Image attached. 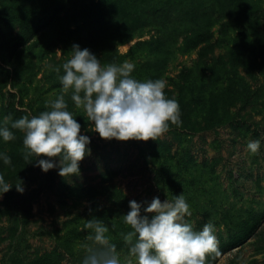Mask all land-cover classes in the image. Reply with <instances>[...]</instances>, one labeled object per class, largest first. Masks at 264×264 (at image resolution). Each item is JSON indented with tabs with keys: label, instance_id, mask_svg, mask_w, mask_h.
<instances>
[{
	"label": "rangeland",
	"instance_id": "rangeland-1",
	"mask_svg": "<svg viewBox=\"0 0 264 264\" xmlns=\"http://www.w3.org/2000/svg\"><path fill=\"white\" fill-rule=\"evenodd\" d=\"M21 3L25 2L0 0V14L3 13L1 9H10ZM251 4L250 12L255 17L259 16L256 31L264 33V0H252ZM225 20L213 19L209 27V40L190 50L181 46V36H178L170 38L167 51L155 56L148 51H128L137 40L153 36V26L137 31L118 45V52L126 56L116 65L132 63L135 66L132 73L135 79H163L166 81L165 90L172 91L173 95L182 91L187 100L200 102L186 109L190 118L188 124H183L182 128H170L158 138L162 145L151 140H102L94 132L93 122L87 119L83 110L75 108L70 95L65 97L67 110L81 125L80 134L90 138L87 146L90 154L80 162L79 175L65 178L59 176L58 167L45 173L36 161L33 172L19 177L11 190L0 196V263L5 257L8 264H21L23 255L33 259L54 248L59 250L56 243L60 240L54 237H63L77 227L79 231H85V237L74 238L70 255L60 249L62 257L59 264H83L87 249L93 243L86 240L93 231H87L91 229L84 228V225L99 207L109 206L107 196L110 190L105 188L107 185L118 188L128 202L134 200L140 204L142 215L143 208L153 198L158 197L163 202L175 197L161 179L162 175L159 178L157 174L158 167L164 161L165 173L177 177V182L181 183L179 187L183 185V191L178 195L185 197L192 213L185 217L186 221L194 231H201L206 223L211 222L218 245L226 240L229 229L238 219L248 218L251 213L264 212V62L260 61L259 53L249 54L245 63L239 64L236 69L237 76L242 79L236 78L235 81L242 84L243 96L235 97L233 102H225L219 97L220 91L235 79L224 55L237 30L233 22ZM223 23L226 24L224 30L221 29ZM7 26H4V30L16 31L15 23ZM2 27L3 24H0V29ZM203 46L206 48L202 49ZM201 49L206 51L202 55L198 53ZM101 52H97L98 59ZM71 56L72 52H63L61 47H56L49 54H41L36 49L22 51L16 72L4 81L0 79L5 83L0 90V117H6L2 108L7 98L8 102L12 98L19 118L26 115L31 118L49 110L47 106L62 89V65ZM253 57H256L255 61ZM160 60H164L163 64L154 69L153 65ZM184 70L187 71V74L183 73L185 77L181 75ZM56 81L59 83L53 85ZM8 93L12 96L9 97ZM198 94L203 98L198 99ZM207 98L213 100L211 110H208L210 103L205 102ZM203 117L208 120L207 125ZM250 140L261 142L256 155L246 151ZM3 142L0 137V145ZM149 144L150 152L156 154L158 160L144 165L138 147ZM53 162L59 164L58 158ZM106 172H111V179L103 182ZM19 180L23 182L22 193L17 192L15 187ZM122 212L126 213L124 209ZM18 218L29 233L43 232L26 238L22 246L11 249L10 241L16 224H20L16 222ZM45 229L50 232H45ZM10 250L15 253L5 256ZM119 253L122 264H126L124 258L127 252ZM214 264H264V217L246 240L222 253Z\"/></svg>",
	"mask_w": 264,
	"mask_h": 264
},
{
	"label": "trees",
	"instance_id": "trees-1",
	"mask_svg": "<svg viewBox=\"0 0 264 264\" xmlns=\"http://www.w3.org/2000/svg\"><path fill=\"white\" fill-rule=\"evenodd\" d=\"M25 3L16 5L13 8L3 10L0 14V79L4 81L11 73L16 72L20 62L22 51L36 49L41 54H49L56 47H61L63 52H72V46L78 45L81 49H89L95 56L98 51H102L99 59L104 65L119 64L125 59V54L118 52V45L127 41L137 31L146 27L153 26L155 34L149 39L137 40L128 51H148L152 55H158L162 51H167L171 44L170 38L181 36V42L185 50L194 49L201 43L207 42L210 38L209 27L215 18H224L225 21L233 22L236 27V34L232 37L229 49L224 57H227L228 65L233 69L231 82L227 84L224 90L220 91L219 97L225 102H233L235 97L243 96L242 84L235 80L242 79L237 76L236 69L239 64L245 63L249 54L257 52L260 55V61L264 62V33L256 31L257 18L250 12L252 0H22ZM9 13V14H6ZM224 21V22H225ZM11 22L16 24V31L12 33L11 29L4 30V26ZM255 22V23H254ZM226 24L221 25L224 30ZM239 27V29H237ZM203 46L202 49H205ZM198 51L200 55L205 53ZM256 57H253L255 61ZM69 59H67L68 61ZM164 60L155 62L153 68L163 64ZM264 64V63H263ZM152 69V68H151ZM187 74V71H181ZM180 75V76H181ZM183 77H185L183 75ZM4 78V79H3ZM0 80V90L5 84ZM238 80L239 82H241ZM59 81L54 82L58 84ZM187 94V93H186ZM9 97L12 96L8 93ZM165 95L169 99H175L180 105L181 126L170 125V128H182L183 124H188L190 118L187 108L190 105L200 104L186 99L182 91L176 95L172 91L165 90ZM198 99L203 98L200 94L196 95ZM2 108L5 116L11 115L12 121L19 119V111L13 106V100L8 102ZM247 100V99H246ZM211 110L213 100L207 98ZM213 110V109H212ZM210 111H208L209 113ZM207 125L208 121L203 117ZM1 127L5 126L3 117H0ZM10 123L8 124L10 128ZM213 124V123H211ZM16 139L10 142H3L0 145V154L10 157L12 164L6 166L0 159V174L4 176L5 182L14 185L21 176H26L29 172L35 170V157H31L33 163L27 164L23 158V133L19 130H13ZM150 141V140H149ZM159 145L160 141L157 139ZM138 154L144 165L155 163L158 156L150 152V144L146 147H138ZM157 174L164 180L165 184L173 192L172 196H177L183 191V185L177 182V177L173 178L171 174L165 173V161L158 167ZM111 172L103 175L102 181H109ZM109 194L107 201L109 206L99 207L86 221L93 217L102 220L110 228V238L116 244L118 252H128L124 244L121 233L129 229L124 224L121 216L129 211V202L121 191L115 186L107 185ZM181 190V192H180ZM174 197H171L170 201ZM126 213H123L122 210ZM19 213L16 214V216ZM264 212L251 213L248 218L238 219L228 231L226 240L218 245L220 255L237 246L246 240L259 226ZM17 220V219H16ZM75 220V219H74ZM16 222L15 232L12 237L11 249L22 246L26 238L40 234L43 230L29 233L25 225L21 224L20 219ZM86 225V223H85ZM84 225V228H86ZM45 232H50L44 230ZM92 231V230H87ZM74 227L69 230L65 236L60 238L58 243L59 250L54 248L51 252L36 256L33 259L23 255L21 264H59L62 257L61 250L69 255L71 253V244L74 238L85 237V231L81 232ZM93 233L91 232L90 235ZM86 240H89L86 238ZM91 243L92 241L89 240ZM12 252V253H11ZM14 250L8 251L5 256L13 255ZM219 255V256H220ZM219 256L209 257L207 264H214ZM0 264H8L6 258L2 257Z\"/></svg>",
	"mask_w": 264,
	"mask_h": 264
},
{
	"label": "clouds",
	"instance_id": "clouds-1",
	"mask_svg": "<svg viewBox=\"0 0 264 264\" xmlns=\"http://www.w3.org/2000/svg\"><path fill=\"white\" fill-rule=\"evenodd\" d=\"M71 50V58L62 65L61 92L47 106L49 110L14 122L11 115L6 116L5 126L0 127L5 143L16 139L10 128L23 133V158L27 164L33 163L30 158L35 157L45 173L58 167L62 178L79 175L80 162L90 154V138L80 134L81 125L67 110L68 95L105 141H156L169 131L170 125L181 126L180 105L165 95V80L139 81L132 76L135 66L130 62L102 66L89 49L73 45ZM260 147L259 140H250L246 151L256 155ZM57 158L59 164L53 162ZM0 159L11 166L7 155L0 154ZM22 184L19 180L15 185L17 192H23ZM12 187L0 174V196ZM129 208L121 216L129 230L120 234L128 249L126 264H207L209 257L220 255L214 225L209 222L201 231H194L186 221L185 217L192 213L182 194L171 201L153 198L143 208V215L136 201H130ZM85 227L94 234L88 236L93 243L83 264H122L108 226L93 217Z\"/></svg>",
	"mask_w": 264,
	"mask_h": 264
}]
</instances>
